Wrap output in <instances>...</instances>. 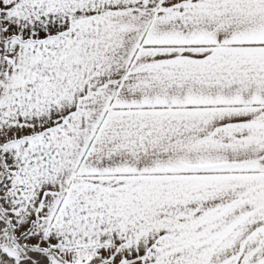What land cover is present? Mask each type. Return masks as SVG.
Listing matches in <instances>:
<instances>
[{
	"label": "snow or ice",
	"instance_id": "snow-or-ice-1",
	"mask_svg": "<svg viewBox=\"0 0 264 264\" xmlns=\"http://www.w3.org/2000/svg\"><path fill=\"white\" fill-rule=\"evenodd\" d=\"M0 264H264V0H0Z\"/></svg>",
	"mask_w": 264,
	"mask_h": 264
}]
</instances>
